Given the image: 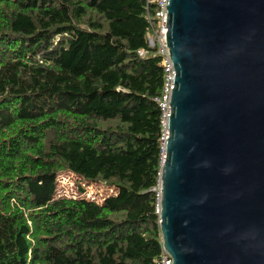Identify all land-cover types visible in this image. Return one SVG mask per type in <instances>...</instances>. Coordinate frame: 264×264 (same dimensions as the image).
Returning <instances> with one entry per match:
<instances>
[{
  "label": "trees",
  "instance_id": "16d2710c",
  "mask_svg": "<svg viewBox=\"0 0 264 264\" xmlns=\"http://www.w3.org/2000/svg\"><path fill=\"white\" fill-rule=\"evenodd\" d=\"M154 7L0 0V264H159ZM62 172L114 192L57 197Z\"/></svg>",
  "mask_w": 264,
  "mask_h": 264
},
{
  "label": "water",
  "instance_id": "95a60500",
  "mask_svg": "<svg viewBox=\"0 0 264 264\" xmlns=\"http://www.w3.org/2000/svg\"><path fill=\"white\" fill-rule=\"evenodd\" d=\"M158 216L171 264H264V0H166Z\"/></svg>",
  "mask_w": 264,
  "mask_h": 264
},
{
  "label": "built area",
  "instance_id": "2783aa9c",
  "mask_svg": "<svg viewBox=\"0 0 264 264\" xmlns=\"http://www.w3.org/2000/svg\"><path fill=\"white\" fill-rule=\"evenodd\" d=\"M154 4V15L155 20L154 27L146 35L147 44L150 48L155 50V53L161 57V64L164 70V83L161 91V95L155 101L161 111V125L163 126V138L166 134V121L169 116V95L170 89H173L172 76L174 72L169 60L168 50L166 48V0H147ZM140 57H143L142 52H138ZM58 197V196H57ZM159 199V192H158ZM159 212V210H158ZM159 264H171L169 256L162 250Z\"/></svg>",
  "mask_w": 264,
  "mask_h": 264
},
{
  "label": "rangeland",
  "instance_id": "374dc122",
  "mask_svg": "<svg viewBox=\"0 0 264 264\" xmlns=\"http://www.w3.org/2000/svg\"><path fill=\"white\" fill-rule=\"evenodd\" d=\"M56 182L58 197L84 198L100 203L106 196L114 192L110 186L101 183H87L68 172L58 174Z\"/></svg>",
  "mask_w": 264,
  "mask_h": 264
}]
</instances>
